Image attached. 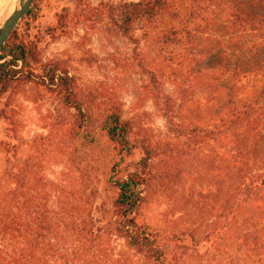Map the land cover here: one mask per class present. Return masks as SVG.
Instances as JSON below:
<instances>
[{
  "label": "trees",
  "instance_id": "16d2710c",
  "mask_svg": "<svg viewBox=\"0 0 264 264\" xmlns=\"http://www.w3.org/2000/svg\"><path fill=\"white\" fill-rule=\"evenodd\" d=\"M38 1L23 17L21 32L18 25L0 48V133H12L3 121L5 94L37 84L73 112L69 136L80 149H63L62 134L57 143L40 138L44 143L31 147L32 155L22 161L16 157L19 147L5 144L0 264H180V252L197 250L202 238L192 229L168 234L153 228L143 214L153 187L169 181L156 166L182 142L194 153L199 176L211 173L210 196L227 214L218 229L221 237L234 234L233 226L255 204L264 206V95H223L227 91L211 74L187 66L200 67L202 59L216 54L226 67L236 56L225 68L228 85L263 78L264 0H135L104 6L106 30L134 47L142 88L164 122L165 130L157 134L125 117L116 101L82 95L60 61L41 62V39L30 26ZM86 7L77 0L72 11L59 15L60 34L73 22L98 24L97 14H87ZM122 63L113 64L122 69ZM180 78L189 80L191 89L201 87V95L191 100L187 88L177 103L165 89ZM191 106L203 116L187 120ZM54 143L60 171L50 176L45 158Z\"/></svg>",
  "mask_w": 264,
  "mask_h": 264
},
{
  "label": "rangeland",
  "instance_id": "374dc122",
  "mask_svg": "<svg viewBox=\"0 0 264 264\" xmlns=\"http://www.w3.org/2000/svg\"><path fill=\"white\" fill-rule=\"evenodd\" d=\"M76 1L39 0L36 4L35 17L31 19L30 26L31 34L36 32L41 39V62L44 64L60 61L74 77L82 95H100L103 99L116 101L121 105L125 117H134L140 125L155 131L156 134L163 132V119L146 97L148 94L142 88L146 85L144 79L138 75L133 65V45L129 40L122 39L115 30H106L105 26L107 20L103 15L104 6H115L121 1L135 0H83L84 4L88 5L85 8L86 13L97 14L98 24L73 22L69 24L66 33L60 34L57 30L59 15L66 8L72 11ZM21 21L18 24L20 32L26 23ZM51 31L53 35H50ZM246 45H249V42H246ZM123 58L129 59L125 60L127 65L122 63ZM237 58L229 57L226 67L231 66V62ZM113 63H122L123 68H118V64ZM187 66L202 69L204 75L211 74L210 78H213L215 85L227 91L223 95H264V77L252 83L249 81L228 85L229 73L225 70L226 67H220L216 54L202 59L200 67L195 68L189 64ZM191 71L189 77L192 76ZM187 76L188 73V79ZM188 82L189 80L181 78L177 83L168 82L165 91L174 95L179 103L180 95L185 94L184 89L188 88L193 92L187 95L191 100L194 97L196 99V95H201L203 90L193 85L191 89ZM8 92L3 99L7 117L6 121H3L12 133L3 134L4 130L0 133V169L4 159L8 157L5 144L10 142L19 147L16 157L22 161L32 155L31 147L38 149L40 143H44L39 142L40 138L55 141V138L62 134L63 137L60 138H63V149H80L78 143L75 146L69 136L73 112L61 105L56 94L47 92L37 84L22 85ZM189 109L190 116L187 120L203 116L202 111H197V107L191 106ZM56 143L48 146L49 155L45 158L50 165L47 170L50 176L60 171V166L54 163L59 157ZM182 144L183 142L178 145L171 157H162V161L156 166L160 172L166 173L164 176H167L169 181L156 184L149 193L143 221L168 234L181 229H192L202 238L203 241L197 250L180 252V264H264V206L255 204L233 226L234 234L227 231L221 237L218 229L226 224L227 214L219 203H213L210 196L213 189L211 173L199 176L194 153L191 155V151ZM83 152L86 155L88 150L84 149ZM184 243L187 245V242ZM121 247L122 244L119 249Z\"/></svg>",
  "mask_w": 264,
  "mask_h": 264
},
{
  "label": "water",
  "instance_id": "95a60500",
  "mask_svg": "<svg viewBox=\"0 0 264 264\" xmlns=\"http://www.w3.org/2000/svg\"><path fill=\"white\" fill-rule=\"evenodd\" d=\"M34 0H13L12 10L0 18V48L6 43Z\"/></svg>",
  "mask_w": 264,
  "mask_h": 264
},
{
  "label": "bare ground",
  "instance_id": "6f19581e",
  "mask_svg": "<svg viewBox=\"0 0 264 264\" xmlns=\"http://www.w3.org/2000/svg\"><path fill=\"white\" fill-rule=\"evenodd\" d=\"M13 7V0H0V18L9 13Z\"/></svg>",
  "mask_w": 264,
  "mask_h": 264
}]
</instances>
